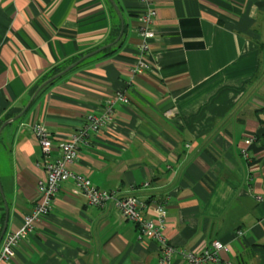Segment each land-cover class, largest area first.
Masks as SVG:
<instances>
[{
  "label": "crops",
  "instance_id": "1",
  "mask_svg": "<svg viewBox=\"0 0 264 264\" xmlns=\"http://www.w3.org/2000/svg\"><path fill=\"white\" fill-rule=\"evenodd\" d=\"M109 2L0 0V125L18 115L0 130V246L35 205L44 176L33 125L51 133L57 157L59 141L122 93L128 101H113L111 119L89 132L69 167L144 201L147 219L162 203L163 234L178 250L223 243L220 262L206 264H264V0H114L120 44L56 76L25 109L51 66L104 42ZM147 6L153 35L141 53ZM160 258L157 241L139 237L113 201L89 205L67 179L0 264ZM164 264L190 263L177 252Z\"/></svg>",
  "mask_w": 264,
  "mask_h": 264
},
{
  "label": "built area",
  "instance_id": "2",
  "mask_svg": "<svg viewBox=\"0 0 264 264\" xmlns=\"http://www.w3.org/2000/svg\"><path fill=\"white\" fill-rule=\"evenodd\" d=\"M142 1L149 2V0ZM142 14L143 41L140 45V51L144 53L148 49V39L153 35L149 24L152 21L154 10L147 6ZM138 66L142 68L143 64ZM115 99L128 101L126 95L118 93L114 99L107 100L108 102L100 115L88 114L85 122L69 138L58 142L59 155L57 157L51 156L53 142L51 133L40 123L33 125V132L43 152L44 176L37 181L38 198L35 205L24 216L21 226L17 230L6 234L3 238L0 246V262L9 260L13 248L24 240L29 233L33 232L36 223L49 213L56 192L67 179L73 181L89 205L103 207L108 200L113 201L116 210L126 220L135 224L139 237L145 236L157 241L161 252L160 264L166 263L177 252L190 264L220 262V252L225 250L226 246L218 240L212 241L209 246L199 251L178 250L167 241L163 234L166 210L162 203H157L155 207L156 220L147 219L142 214L146 208L144 201L134 195L118 196L115 191L101 189L94 185L86 174L74 171L69 167V164L77 157L79 147L85 142L89 132L98 131L103 124L111 119ZM73 191L76 192V189H73Z\"/></svg>",
  "mask_w": 264,
  "mask_h": 264
},
{
  "label": "trees",
  "instance_id": "3",
  "mask_svg": "<svg viewBox=\"0 0 264 264\" xmlns=\"http://www.w3.org/2000/svg\"><path fill=\"white\" fill-rule=\"evenodd\" d=\"M110 9L112 11V17H113V22L111 23V28L109 31V34L107 36V38L104 40V42H102L101 44L95 46L94 48L85 51V52H81L79 54L73 55L71 57H68L67 59H65L64 61H62L61 63H57L56 65L51 66L45 73H43V75L38 79V82L35 84V88H37L44 80L52 77L53 75H55L56 73L60 72L61 70H63L65 67H67L68 65L72 64L73 62H75L78 58H80L81 56H83L84 54L91 52L93 50L99 49L101 46H103L106 43H111L108 46H105L103 48H100L99 50H96L94 53L95 54H108L109 52H113L115 49L114 47L118 44H120L121 40H122V33H120V19H118V15L116 14V11L114 10V8L112 7V5L110 4ZM125 30V27H123V31ZM120 34L119 38L115 41V39L117 38V36ZM92 53V54H94ZM91 54V55H92ZM88 57V56H87ZM86 58V57H85ZM85 58H83L82 60H80L78 63L82 62ZM77 63V64H78ZM76 65V64H75ZM54 79V78H53ZM52 79V80H53ZM52 80L48 81L46 84H44L41 89H43L48 83H50ZM33 89V90H34ZM7 117V116H6Z\"/></svg>",
  "mask_w": 264,
  "mask_h": 264
},
{
  "label": "water",
  "instance_id": "4",
  "mask_svg": "<svg viewBox=\"0 0 264 264\" xmlns=\"http://www.w3.org/2000/svg\"><path fill=\"white\" fill-rule=\"evenodd\" d=\"M109 1H110L111 4L113 5L114 9L116 10V12H117V14H118V16H119V18H120V22H121V24H120V33H121L122 30H123V25H124V23H123V19H122V15H121L120 10H119V8L117 7L116 3L114 2V0H109ZM119 36H120V34L117 36V38L115 39V41L119 38ZM110 44H111V43H106V44H104L103 46H101L100 48H103V47L108 46V45H110ZM100 48H99V49H100ZM99 49H96V50H99ZM96 50H93V51H91V52H88V53L84 54L83 56H81L80 58H78L75 62H73L72 64L68 65V66L65 67L63 70H61L60 72H58V73H56L55 75H53L52 77H50V78L44 80V81H43V82H42V83L36 88V90H35L34 93L32 94L31 98L29 99V101L27 102V104H26V106H25V109L28 107V105L30 104L32 98L35 96V94L37 93V91H38V90H39L44 84H46L48 81L52 80V79L55 78L56 76H58V75L64 73L65 71H67L68 69H70L72 66H74L75 64H77L80 60H82L83 58H85V57L91 55L92 53H94ZM17 116H18V115L14 116V117H11V118H7L6 120H4L3 123L0 125V130L2 129V127H3V126H4V125H5L10 119H14V118L17 117ZM2 233H4V228H3V230H2ZM1 237H2V234H1V236H0V239H1Z\"/></svg>",
  "mask_w": 264,
  "mask_h": 264
}]
</instances>
